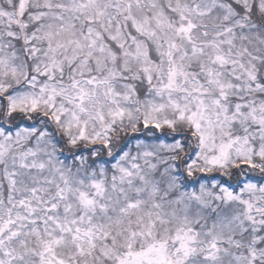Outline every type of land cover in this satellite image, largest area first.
Wrapping results in <instances>:
<instances>
[{
	"label": "snow or ice",
	"instance_id": "6c2138e0",
	"mask_svg": "<svg viewBox=\"0 0 264 264\" xmlns=\"http://www.w3.org/2000/svg\"><path fill=\"white\" fill-rule=\"evenodd\" d=\"M0 264H264V0H0Z\"/></svg>",
	"mask_w": 264,
	"mask_h": 264
}]
</instances>
